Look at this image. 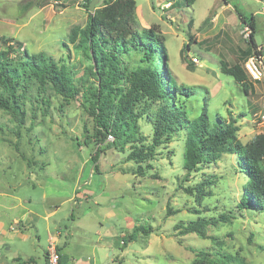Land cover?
I'll list each match as a JSON object with an SVG mask.
<instances>
[{
  "label": "rangeland",
  "instance_id": "obj_1",
  "mask_svg": "<svg viewBox=\"0 0 264 264\" xmlns=\"http://www.w3.org/2000/svg\"><path fill=\"white\" fill-rule=\"evenodd\" d=\"M168 1L171 7L165 5ZM215 1L136 0L135 19L139 28L157 25L164 36L166 77L194 87L185 101V117L192 120L206 111L213 119H236L238 137L246 144L264 132L256 116L264 114V82L246 92L221 71L222 61L236 62L233 54L227 57L231 62L225 56L235 43H248L253 50L252 28L239 15L214 20L217 15L209 12ZM233 1L239 9L245 7L248 22L254 16L255 40L264 47L263 0ZM87 4L89 0H0V38L20 41L29 53L45 52L66 63L76 86L74 98L49 88V102L42 104L35 85L23 123L0 108V228L11 230L5 235L0 230V239L15 241L14 248L0 246V262L16 250L23 256L9 264H30L34 257L43 261L42 247L49 238L68 256L66 264H193L202 258L204 264H264V210L240 205L248 178L238 170L235 154H223L189 174L184 168L186 131L181 129L157 146L152 168L143 164L142 173L139 163L128 157L135 142L97 126L85 96L99 79L93 60L78 46L80 29L89 19ZM0 48L6 46L0 43ZM123 61L135 67L141 54L130 51ZM148 104L136 106L140 116L134 136L151 144ZM201 217L217 222L201 233L184 230ZM141 225L151 226L152 232H136L124 245V237L130 239Z\"/></svg>",
  "mask_w": 264,
  "mask_h": 264
},
{
  "label": "trees",
  "instance_id": "obj_2",
  "mask_svg": "<svg viewBox=\"0 0 264 264\" xmlns=\"http://www.w3.org/2000/svg\"><path fill=\"white\" fill-rule=\"evenodd\" d=\"M187 1L189 4L194 2ZM136 7V0H107L103 7L97 6L95 13L89 12L88 23L80 29L78 46L93 60V74L99 79V84L87 89L85 96L86 107L95 117L97 126L117 138L135 142L128 157L139 163L142 173L144 166L152 168L150 161L157 146L166 143L181 129L186 131L184 168L189 174L223 154H235L238 170L248 178L240 205L244 209L264 210V132L244 144L238 137L240 125L236 119H213L206 111L195 119L186 118L185 101L195 93L194 87L178 85L172 77H166L163 64H167L169 57L163 47L165 38L157 25L139 28L135 19ZM239 18L252 28L250 42L256 48L254 17H251L252 22L244 15ZM0 43L6 46V49L0 48V108L16 115L20 123L25 121V106L31 101L30 90L35 85L42 104L49 102L46 96L49 88L66 98L76 97L74 74L66 63L45 52L29 53L22 42L11 38L3 36ZM130 51L141 54V61L132 68L126 67L123 61V56ZM245 61L234 64L222 61L221 71L233 76L248 92L250 76ZM123 80L125 83H121ZM143 101H151L145 111L153 125L151 144L144 143L142 136H134L138 132L134 122L140 116L136 106ZM156 101L157 106H152ZM99 157L100 152L94 160ZM202 188L200 186L198 191L202 192ZM168 214H173V209L169 208ZM222 218L227 220L229 217L222 215ZM216 222L215 218L201 217L190 222L184 230L201 233L208 224ZM141 231L150 234L152 227H136L130 239L124 237V245ZM58 250L60 264H66L68 256L59 246ZM203 260L193 264H204Z\"/></svg>",
  "mask_w": 264,
  "mask_h": 264
},
{
  "label": "crops",
  "instance_id": "obj_3",
  "mask_svg": "<svg viewBox=\"0 0 264 264\" xmlns=\"http://www.w3.org/2000/svg\"><path fill=\"white\" fill-rule=\"evenodd\" d=\"M195 1L196 0H194V2ZM219 1L220 0H216L215 1L214 6L212 7L211 11L209 12V15H217V17L214 18V20L215 19L220 20L221 17H222L221 15H244V16L247 15L246 12H245V7H242L241 9H239L235 5V3H236L235 1H233V0H224L223 4L218 3ZM263 2H264V0H263ZM165 5H167L168 7H171L172 2L168 1V2H166ZM263 9H264V6H263ZM172 10H173V8H172ZM251 15H255V14H251ZM253 17L254 16H252V18ZM223 21H224V19H222V22H220V25L218 26V28H220V26H222V24L224 23ZM235 45H233V47L231 49H227L226 50L227 52H225L226 60L229 61V62H231V60L229 58H227V57L232 56V54L234 55V60L233 61L236 60V62H237V61H243L245 59L247 60L249 57H251L254 54L256 48H260L261 52L264 50V47L262 45H259V44H257L256 48L253 47V50H252V47L249 46L248 43L244 47L241 44H237V43H235ZM236 62H233V63H236ZM220 67H221V65H220ZM257 82H261L262 83V82H264V79L261 80V81H255V80H252L251 78L249 79V86H251V90L252 91L256 90ZM0 230H1V234H3V235H5V233L8 234V232H11V230H5V229H3V227H1ZM11 238H14V237L12 236ZM5 239L6 238H1L0 239V246L8 245V247H13L14 248V246H11V245L15 241L13 239H6V240ZM48 244H49V238H48V241H47L46 245L42 247L43 250H44V252H43L44 260L43 261H41V259L36 260L37 259L36 257L30 256V257H34L35 258L30 264H46L47 256H45V253H46ZM59 247H60V245H59ZM20 254H22V253H20L19 251L16 250L14 253L9 255L11 257H9L8 255H4V259H2V262H0V264H9V260L13 261L17 257H19ZM0 256H1V252H0ZM22 256H23V254H22ZM24 256H26V254Z\"/></svg>",
  "mask_w": 264,
  "mask_h": 264
},
{
  "label": "built area",
  "instance_id": "obj_4",
  "mask_svg": "<svg viewBox=\"0 0 264 264\" xmlns=\"http://www.w3.org/2000/svg\"><path fill=\"white\" fill-rule=\"evenodd\" d=\"M190 58L193 62L200 63L198 57L192 56ZM244 66L252 80L261 81L264 79V55L260 48L255 49L254 54L245 61ZM256 116L264 123V114H256ZM46 264H60V252L54 241H51L48 245Z\"/></svg>",
  "mask_w": 264,
  "mask_h": 264
},
{
  "label": "water",
  "instance_id": "obj_5",
  "mask_svg": "<svg viewBox=\"0 0 264 264\" xmlns=\"http://www.w3.org/2000/svg\"><path fill=\"white\" fill-rule=\"evenodd\" d=\"M102 0H91L89 5V11L91 13H95L97 6L100 4Z\"/></svg>",
  "mask_w": 264,
  "mask_h": 264
}]
</instances>
